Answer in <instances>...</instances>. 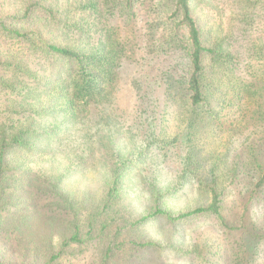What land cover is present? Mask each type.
<instances>
[{
	"label": "trees",
	"instance_id": "16d2710c",
	"mask_svg": "<svg viewBox=\"0 0 264 264\" xmlns=\"http://www.w3.org/2000/svg\"><path fill=\"white\" fill-rule=\"evenodd\" d=\"M151 40L150 53L166 64L156 82L160 98L147 106L161 109L177 128L173 141L182 138L188 152L172 186L171 180L163 184L140 175L149 206L147 215L135 219L123 203L134 148H121L113 128L100 131L104 149L97 156L105 186L98 199H79L66 185L88 161L73 156L61 169L56 159L45 166L68 133V125L47 118L79 119L111 103L123 64L145 56L143 44ZM158 142L165 147L164 139ZM9 170L21 172L15 179L26 193L30 179L57 198L54 205L73 211L71 227L86 202L93 214L87 230L77 226L63 238H54L53 223L47 238H12L5 245L11 255L0 250V264H75L76 251L91 245L102 252L89 264H120L117 258L128 261L137 252L144 254L139 264L154 260L149 253L171 264L181 257L197 264H253L250 238H264L251 222L253 208H264V0H2L0 229L17 235L31 216L26 198L6 206ZM181 191L195 195L196 204L172 210L168 200ZM199 218H216L219 241L184 247L173 238L179 225ZM148 221L175 229L163 239L146 240L141 226ZM97 226L101 232L92 238Z\"/></svg>",
	"mask_w": 264,
	"mask_h": 264
},
{
	"label": "rangeland",
	"instance_id": "374dc122",
	"mask_svg": "<svg viewBox=\"0 0 264 264\" xmlns=\"http://www.w3.org/2000/svg\"><path fill=\"white\" fill-rule=\"evenodd\" d=\"M1 7L2 0H0V9ZM152 44H155L154 40L145 41L143 47L147 48L148 53L145 56L143 54L142 56L138 55L133 60L123 64L119 89L111 103L108 102V104L99 105L95 109H89L79 119H73L70 114H58L54 118L51 115L50 118H47L48 123L55 122L68 125V133L65 134L62 145L53 160L45 159V166L48 164V167H50L56 159V165L61 169L71 162L73 156H83L88 161L89 167L78 169L77 172L74 171L66 185V188L74 191L79 199H85L87 195H90L91 200L98 199L105 186V172L97 156V152L104 149L99 145V139H97L100 131L113 128L118 133L117 137H119L121 148H124V150L134 148L130 158L135 162L127 175L123 203L126 204V209L135 219L147 215L148 211L146 210L149 206L148 198L140 187V175L143 173L142 176L147 180L158 177L163 181L161 182L163 184L171 180L172 184L170 186H172L178 182L177 178L185 167L184 161L188 152L187 143L182 138L179 143L173 141L176 133L172 132H175L177 128L168 125V118L162 116L161 109L147 106V102L155 103V100L160 98L159 92L155 91L156 82H161L162 70L166 64L164 59L153 57L158 54L157 52L150 53ZM135 82L140 85L137 93L135 92ZM140 90L143 92L142 97L138 95ZM111 122L116 124L106 126L107 123ZM159 138L164 139L165 147L158 142ZM33 166L35 167V164ZM73 168L76 169L77 165H74ZM9 172L12 180L8 185L6 206L12 205L16 200L23 201L26 198L29 202L26 206L27 215L31 216V220L26 222L27 227L24 233L9 234L0 229V250L5 256L11 255L5 245L12 243V238H47L51 223L55 226L54 238L71 235L77 226H80L83 231L88 229V219L93 214L88 206L90 202H86L79 208L76 227H71L68 223L74 221L76 217L73 211L54 205L53 202L57 198L40 192L30 179H25V188L29 191L26 193L20 183L21 180L17 181L15 179V175H20L21 172L19 170H9ZM189 192L181 191L178 196L170 198L168 205L171 209H186L195 205L197 197ZM252 211L251 222L255 227V231L264 232V208L256 205ZM6 212L8 213V211ZM48 215H55L58 219L50 220ZM4 216L6 217V215ZM18 217L22 218L21 213L18 214ZM172 227L174 228L169 223L160 222L156 224L153 221H148L141 226V232L146 240L163 239L164 235L168 236L172 233ZM95 231L92 238H97V235L101 232V227H95ZM173 238L179 239L184 247H188L193 241L201 239L219 241L218 222L216 218L193 219L185 225H179ZM250 240L253 241L251 248L254 247L251 255V258H255L252 261L253 264H264V238H250ZM18 246L19 243L15 241L12 246L14 252H18ZM101 252V246L91 245L83 251H76L73 262L75 264H89L96 258L95 254L100 257ZM134 255L128 261H122V258L116 260L120 264H139L141 256L144 254L137 252ZM149 255L152 260L154 259L149 264H171L164 262L156 254L149 253ZM173 262L174 264H197L194 260L182 257L173 260Z\"/></svg>",
	"mask_w": 264,
	"mask_h": 264
}]
</instances>
